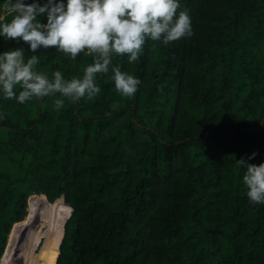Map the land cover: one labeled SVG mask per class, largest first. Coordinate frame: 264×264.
Returning a JSON list of instances; mask_svg holds the SVG:
<instances>
[{"label": "trees", "instance_id": "obj_1", "mask_svg": "<svg viewBox=\"0 0 264 264\" xmlns=\"http://www.w3.org/2000/svg\"><path fill=\"white\" fill-rule=\"evenodd\" d=\"M184 10L191 37L114 59L142 81L131 97L108 74L94 100L59 110L55 97L0 101V264L21 250L35 264L42 236L44 264H264V204L236 163L264 162V0ZM18 47L0 38V52ZM37 54L38 71L68 79L92 62ZM35 216L43 230L26 229Z\"/></svg>", "mask_w": 264, "mask_h": 264}, {"label": "clouds", "instance_id": "obj_2", "mask_svg": "<svg viewBox=\"0 0 264 264\" xmlns=\"http://www.w3.org/2000/svg\"><path fill=\"white\" fill-rule=\"evenodd\" d=\"M180 7L181 0H0V38L28 45L0 52V101L26 104L55 97L59 110L66 101L94 100L101 92L99 76L108 74L118 95H135L142 81L114 59L127 56L129 63L136 62L146 40L168 45L191 37L192 17L178 12ZM40 49H54L73 61L90 55L92 62L82 75L68 79L59 70L38 71ZM255 155L236 163L244 169L250 203L264 204V162H248Z\"/></svg>", "mask_w": 264, "mask_h": 264}, {"label": "rangeland", "instance_id": "obj_3", "mask_svg": "<svg viewBox=\"0 0 264 264\" xmlns=\"http://www.w3.org/2000/svg\"><path fill=\"white\" fill-rule=\"evenodd\" d=\"M31 197V196H30ZM30 197H29V200H30ZM29 200H28V202H29ZM30 210V209H29ZM25 221V220H24ZM35 221V222H34ZM42 224H43V222H41L40 220L38 221V219H36V216L35 217H31V220H30V223H27L25 226H26V229L27 228H29V230H37L38 231V229H40V230H43L44 229V227H42ZM25 226H21V227H25ZM15 229V228H14ZM14 229H12V231L14 230ZM27 233H28V231H27ZM27 233H25V235L21 238V237H18V239L20 238L21 239V242H20V245L18 246V245H15V246H17V247H23L24 248V246H27V245H29L30 243H31V241H30V236H28L27 235ZM42 243H40L37 247H35V249H34V255H35V258L37 259L36 260V263L35 264H44L45 263V259H39V257H38V255H39V253L41 252V250H42V246H44L43 244L45 243V236H42ZM10 239H12V236L10 235ZM12 242V241H11ZM11 242L9 243V246H10V244H11ZM9 248V247H8ZM7 248V249H8ZM19 250V249H18ZM7 251V250H6ZM5 251V252H6ZM15 253H17L15 256V259H18V261H17V263H15V264H21L22 262H23V264H26V262H25V259H24V257H26V255H23V253H25L24 252V250H21V252L19 253V251H15ZM22 253V254H21ZM7 254V253H6ZM5 254V255H6ZM4 255V256H5ZM8 255V254H7ZM24 256V257H23ZM20 260V261H19ZM29 260V259H28ZM21 262V263H20ZM31 262H33V260L31 261ZM1 263H2V260H1Z\"/></svg>", "mask_w": 264, "mask_h": 264}, {"label": "water", "instance_id": "obj_4", "mask_svg": "<svg viewBox=\"0 0 264 264\" xmlns=\"http://www.w3.org/2000/svg\"><path fill=\"white\" fill-rule=\"evenodd\" d=\"M60 198H62L64 201H65V195L64 194H62L61 195V197ZM67 204V203H66ZM68 205V204H67ZM16 225H14V227H15ZM14 227H13V229H14ZM11 242V239L9 238V243ZM9 243H8V246H7V248L9 247ZM7 248H6V250H7ZM5 250V251H6ZM59 252H60V249H59Z\"/></svg>", "mask_w": 264, "mask_h": 264}]
</instances>
